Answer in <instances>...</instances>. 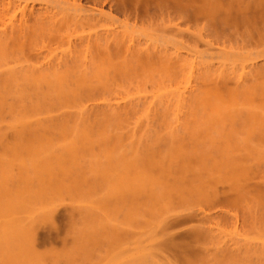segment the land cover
Instances as JSON below:
<instances>
[{
    "label": "rangeland",
    "instance_id": "obj_1",
    "mask_svg": "<svg viewBox=\"0 0 264 264\" xmlns=\"http://www.w3.org/2000/svg\"><path fill=\"white\" fill-rule=\"evenodd\" d=\"M0 264H264V0H0Z\"/></svg>",
    "mask_w": 264,
    "mask_h": 264
},
{
    "label": "bare ground",
    "instance_id": "obj_2",
    "mask_svg": "<svg viewBox=\"0 0 264 264\" xmlns=\"http://www.w3.org/2000/svg\"><path fill=\"white\" fill-rule=\"evenodd\" d=\"M247 11H248V10H247ZM249 11H250V10H249ZM21 12H22V11H21ZM244 15H245V14H244ZM244 18H245V17H244ZM178 181H179V180H178ZM178 181H177V182H178ZM175 182H176V181H175Z\"/></svg>",
    "mask_w": 264,
    "mask_h": 264
}]
</instances>
